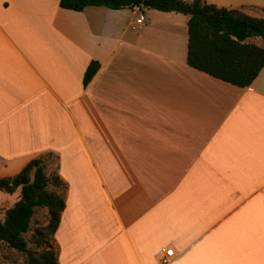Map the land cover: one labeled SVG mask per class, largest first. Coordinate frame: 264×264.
<instances>
[{
    "label": "crops",
    "instance_id": "0c3cea01",
    "mask_svg": "<svg viewBox=\"0 0 264 264\" xmlns=\"http://www.w3.org/2000/svg\"><path fill=\"white\" fill-rule=\"evenodd\" d=\"M205 1L264 17V0ZM187 19L0 0V178L51 152L59 264H264V64L247 86L189 65ZM19 197L0 191L1 219Z\"/></svg>",
    "mask_w": 264,
    "mask_h": 264
},
{
    "label": "trees",
    "instance_id": "16d2710c",
    "mask_svg": "<svg viewBox=\"0 0 264 264\" xmlns=\"http://www.w3.org/2000/svg\"><path fill=\"white\" fill-rule=\"evenodd\" d=\"M59 5L74 10L87 5L112 8L139 5L178 10L188 14L186 59L189 65L233 84L247 86L264 64V46L250 40L254 36L264 37V17L246 14L238 8L205 0H59ZM98 67L96 60L88 63L83 73L84 85ZM53 161L51 152L41 154L28 160L14 175L0 178V191L12 192L20 187V197L5 208L0 218V244L25 252L27 264H59L48 240L65 205L59 193L61 179L56 173H46L48 163ZM43 208L46 215L35 218ZM30 230L36 242L46 241L41 250L27 245L24 233Z\"/></svg>",
    "mask_w": 264,
    "mask_h": 264
},
{
    "label": "rangeland",
    "instance_id": "374dc122",
    "mask_svg": "<svg viewBox=\"0 0 264 264\" xmlns=\"http://www.w3.org/2000/svg\"><path fill=\"white\" fill-rule=\"evenodd\" d=\"M250 40L256 41L259 44L264 46V37L254 36V37H251ZM45 215H46V209H45ZM42 216H43V213L41 212V210H38L36 215H35V218H37V217L41 218ZM32 226L34 228V226H35L34 222L32 223ZM24 237L27 240V245L29 247H31L32 249L41 250L43 247H45L47 245L45 243L46 241L45 242H43V241L42 242H36V237L33 235V230H30V231H27L26 233H24ZM49 239H50V237H48V240ZM26 258H27V256H26L25 252L19 251L17 249H12L11 254L9 255L8 262H4V258L1 257L0 264H27Z\"/></svg>",
    "mask_w": 264,
    "mask_h": 264
},
{
    "label": "built area",
    "instance_id": "2783aa9c",
    "mask_svg": "<svg viewBox=\"0 0 264 264\" xmlns=\"http://www.w3.org/2000/svg\"><path fill=\"white\" fill-rule=\"evenodd\" d=\"M143 17L136 18V22H142ZM162 254L160 260L162 262H169L174 256V249L172 246H165L161 248Z\"/></svg>",
    "mask_w": 264,
    "mask_h": 264
}]
</instances>
